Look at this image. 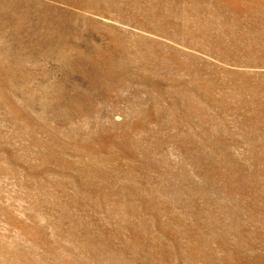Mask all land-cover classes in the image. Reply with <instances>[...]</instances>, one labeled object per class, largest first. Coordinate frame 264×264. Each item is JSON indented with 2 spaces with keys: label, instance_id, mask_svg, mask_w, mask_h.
Segmentation results:
<instances>
[{
  "label": "rangeland",
  "instance_id": "obj_1",
  "mask_svg": "<svg viewBox=\"0 0 264 264\" xmlns=\"http://www.w3.org/2000/svg\"><path fill=\"white\" fill-rule=\"evenodd\" d=\"M0 264H264V0H0Z\"/></svg>",
  "mask_w": 264,
  "mask_h": 264
},
{
  "label": "bare ground",
  "instance_id": "obj_2",
  "mask_svg": "<svg viewBox=\"0 0 264 264\" xmlns=\"http://www.w3.org/2000/svg\"><path fill=\"white\" fill-rule=\"evenodd\" d=\"M49 44V43H48ZM52 44V43H51ZM56 46V45H55Z\"/></svg>",
  "mask_w": 264,
  "mask_h": 264
}]
</instances>
